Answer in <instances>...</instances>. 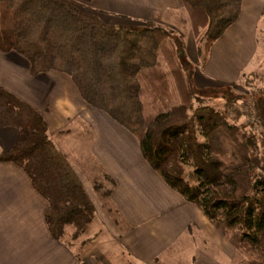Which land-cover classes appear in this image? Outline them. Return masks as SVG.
<instances>
[{"label": "trees", "instance_id": "obj_1", "mask_svg": "<svg viewBox=\"0 0 264 264\" xmlns=\"http://www.w3.org/2000/svg\"><path fill=\"white\" fill-rule=\"evenodd\" d=\"M93 0H0V51L25 57L31 73L70 77L83 100L138 140L143 157L166 184L197 205L243 254L264 264V97L253 96L262 131L230 122L193 88L184 40L162 27L114 26L82 11ZM199 57L240 18L243 0H181ZM197 40V39H196ZM260 70L245 73L253 75ZM262 73V72H260ZM19 140L0 161L20 167L48 202L55 239L74 240L95 219L83 183L49 135L45 119L0 85V130Z\"/></svg>", "mask_w": 264, "mask_h": 264}, {"label": "crops", "instance_id": "obj_2", "mask_svg": "<svg viewBox=\"0 0 264 264\" xmlns=\"http://www.w3.org/2000/svg\"><path fill=\"white\" fill-rule=\"evenodd\" d=\"M88 8L114 26L175 29L188 38V60L199 61L195 32L181 0H93ZM263 42L264 0H243L239 20L211 47L203 69H196L193 83L205 88L233 83L245 72H263ZM14 53L0 51V85L45 119L51 139L79 176L96 215L79 239L72 238V227L66 228L63 238L55 239L45 219L48 202L20 167L0 161V264L232 263L235 246L197 205L164 180L131 181V174L123 172L124 181H104L109 185L103 187L97 186L101 181L97 185L91 181L106 177L112 168L134 170L138 163L144 170L147 163H143L139 142L137 147L133 143L139 160L115 155L113 140L126 138V133L89 106L62 73L33 75L30 67L23 77L13 72L6 77L5 56ZM18 140L17 129L0 130V156ZM102 192L107 194L108 208L98 200Z\"/></svg>", "mask_w": 264, "mask_h": 264}, {"label": "rangeland", "instance_id": "obj_3", "mask_svg": "<svg viewBox=\"0 0 264 264\" xmlns=\"http://www.w3.org/2000/svg\"><path fill=\"white\" fill-rule=\"evenodd\" d=\"M76 3H79L77 4V7L79 9L90 13V11L88 10L89 8L86 6V4L77 2V1ZM133 29H139V28L134 27ZM165 29L173 33L177 37L181 38L182 40H184V42H188V38L186 37L185 39L184 36L182 37V35L179 34L178 31H176L175 29H172V28H165ZM196 39H197L196 40L197 45H199L200 48L204 50V41L200 39V36L199 38H196ZM263 45H264V42H263ZM221 53H224L223 49H221ZM5 57H6L5 59L8 64L6 72H5L6 77L8 74H11V72H13L14 74H18V76L20 77H23L25 73L30 71L29 61L22 55L15 52L13 56L6 55ZM198 60L199 61L196 64L194 62L193 63L191 62L192 69L195 72H196V69H199V68L200 70H202L205 64L202 58L199 57ZM218 74H221V72L219 71ZM62 75H65V74H62ZM10 76L11 75H9L8 79L11 78ZM65 77H69V76L65 75ZM192 85L199 97H202L207 103L215 106L217 109H224L227 101L234 99L235 100L234 103L227 108V113L229 115L230 122L235 123L239 125L240 127H242L243 129H246L250 132L252 131L255 133H260L262 131V128L261 129L252 128L253 126H255L254 124H257L258 121H261V117H259V114L255 111L253 107L254 106L253 96L255 94H258V96L261 95V97H264V71L262 73L258 72L257 74H253V75L247 74L245 78H241V79L239 78L233 83L231 82L228 84H216L214 86L205 87V88L196 87L194 83H192ZM99 113H101L102 115H105V117L109 119V121H111V123L114 125V127H116V129L120 131H124V133H126L127 135L126 138L124 137L120 140L119 138H117L116 140H113L114 142H116V145H115L116 149L111 148L113 153L115 155L117 153H120L124 157H128L130 161L131 160L133 161L135 157L137 160H139V158L135 156V150L133 148V143H136L135 144L136 147L138 146V141L136 140V138L132 134L124 130L121 127V125H119L117 122L109 118L104 112L100 111ZM101 128L103 130L105 129L102 123H101ZM113 135L114 134H112V136ZM143 163H147V164H143V165H147V166H144L145 171L142 170L140 165L137 163L138 169L134 168V170L132 169L128 170V169L123 168V171L120 172L112 168L111 169L112 171L110 170L109 172H107L108 175L106 174L107 175L106 177H105V174L100 175L98 178H94L91 181L94 180L96 185L99 183V181H101L99 185L97 186L103 187L104 185H109L108 183H105L104 181H124L123 175L125 172L131 174L130 175L131 181H155V177H157L158 179H161V181L163 180V178L158 173L152 170V167L148 166L149 163L146 160ZM103 193L104 192H102V195L101 193L99 194L98 200L101 202L103 206L105 205L108 208L109 206L107 204V198H106L107 194L105 193L103 194ZM235 249H236L237 254L234 257L231 264H252L253 262H255L256 259L252 260L249 257H247L245 254H243L241 251H239L236 247Z\"/></svg>", "mask_w": 264, "mask_h": 264}, {"label": "built area", "instance_id": "obj_4", "mask_svg": "<svg viewBox=\"0 0 264 264\" xmlns=\"http://www.w3.org/2000/svg\"><path fill=\"white\" fill-rule=\"evenodd\" d=\"M255 126H253L252 128L255 129V128H258V129H261V126H262V122L261 121H258L257 124H254ZM259 131V130H257Z\"/></svg>", "mask_w": 264, "mask_h": 264}]
</instances>
